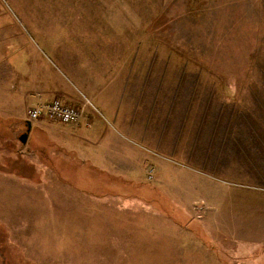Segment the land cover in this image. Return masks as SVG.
<instances>
[{
  "label": "rangeland",
  "instance_id": "1",
  "mask_svg": "<svg viewBox=\"0 0 264 264\" xmlns=\"http://www.w3.org/2000/svg\"><path fill=\"white\" fill-rule=\"evenodd\" d=\"M263 41L264 0H0V264H264ZM54 98L105 143L13 185L12 122Z\"/></svg>",
  "mask_w": 264,
  "mask_h": 264
},
{
  "label": "crops",
  "instance_id": "2",
  "mask_svg": "<svg viewBox=\"0 0 264 264\" xmlns=\"http://www.w3.org/2000/svg\"><path fill=\"white\" fill-rule=\"evenodd\" d=\"M63 81L64 80L60 78L58 80L52 79V82H48L47 85L41 84L40 87L34 88V90L43 92V96H46L47 99L51 98V95H53L54 93H60L62 91L66 93L71 92L69 91L71 90V88ZM31 100L33 101V99ZM14 126L15 129H12V132L14 131L13 133L15 134V139H19V136L22 133H26L24 142H21L20 140L19 141L22 144H27L28 147L30 146V148H27V152L25 155L26 166L24 167V170L26 171L19 170L18 168L9 171V175H11L10 180L13 182V185H26L25 181L33 182L31 181V177V179L25 178L26 175H40L41 190H43V185L49 184L50 180L53 183H64V176L68 174H79L80 168L78 166H75L73 161L75 157V149H73L72 147L74 142H69L68 144L66 143V139H68L69 141H73L76 138H83L85 143H90L89 146H91L92 148L89 149H92V151L94 149L96 150L99 145L105 143L104 140L101 139L102 132L99 131L100 126L96 125H91L90 128L83 129L75 127L77 125L74 126L71 124H63L59 122L48 125L46 122L44 123V121H42L38 123H30L28 130L26 128L25 130H23L21 128L20 122L16 120L12 122V127ZM39 133L43 134L41 141H37V137L34 135ZM66 134H68L67 137ZM66 144H68L69 146H67ZM113 148H116V146L112 145V143L109 144V147L106 148V151L109 155L105 156L104 154V158H108L109 160H111L109 164H112L109 165L105 163L108 165H106L107 168H109L110 166V168L113 167L114 158L126 157L122 154V149ZM113 153H116L115 157L113 156ZM96 156L97 155H94V158H96ZM18 157L19 156H17V158ZM30 163H32L33 165H29ZM94 166H96V164ZM20 174L22 177L17 178V176H19Z\"/></svg>",
  "mask_w": 264,
  "mask_h": 264
},
{
  "label": "built area",
  "instance_id": "3",
  "mask_svg": "<svg viewBox=\"0 0 264 264\" xmlns=\"http://www.w3.org/2000/svg\"><path fill=\"white\" fill-rule=\"evenodd\" d=\"M42 116L50 117L58 122L71 124L78 123L84 119L82 108L66 105L58 98H54L50 101L37 100L35 104L27 110L25 120L32 123ZM83 124L85 126L89 125L86 120H84Z\"/></svg>",
  "mask_w": 264,
  "mask_h": 264
},
{
  "label": "trees",
  "instance_id": "4",
  "mask_svg": "<svg viewBox=\"0 0 264 264\" xmlns=\"http://www.w3.org/2000/svg\"><path fill=\"white\" fill-rule=\"evenodd\" d=\"M262 48H264V41L261 42L260 49L262 50ZM260 53H261V51H260ZM259 54L256 56V58L253 57V60H255L254 65L256 66L255 70H256V73H257L259 79H258V81L255 80L254 82H252V84H250V86H249L250 89L255 88V90H257L258 92H260V90L264 91V64H263V61H261V57ZM261 106L264 107V105H262V104H261Z\"/></svg>",
  "mask_w": 264,
  "mask_h": 264
},
{
  "label": "water",
  "instance_id": "5",
  "mask_svg": "<svg viewBox=\"0 0 264 264\" xmlns=\"http://www.w3.org/2000/svg\"><path fill=\"white\" fill-rule=\"evenodd\" d=\"M29 125H30V122L26 121V129H27V130H28ZM25 136H26V133H22V134L20 135V137H19V140H20L21 142H24V140H25Z\"/></svg>",
  "mask_w": 264,
  "mask_h": 264
}]
</instances>
